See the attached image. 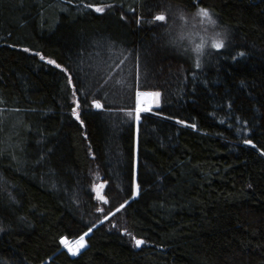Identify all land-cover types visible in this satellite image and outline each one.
<instances>
[{
    "label": "trees",
    "instance_id": "obj_1",
    "mask_svg": "<svg viewBox=\"0 0 264 264\" xmlns=\"http://www.w3.org/2000/svg\"><path fill=\"white\" fill-rule=\"evenodd\" d=\"M194 3L0 0V264H264V0H201L226 48H207L199 70L175 33ZM136 63L141 90L162 93L161 115L142 114L138 145L126 114ZM95 178L109 185L108 205ZM133 179L141 195L98 223ZM93 224L81 253L63 250V237L77 241Z\"/></svg>",
    "mask_w": 264,
    "mask_h": 264
},
{
    "label": "snow or ice",
    "instance_id": "obj_2",
    "mask_svg": "<svg viewBox=\"0 0 264 264\" xmlns=\"http://www.w3.org/2000/svg\"><path fill=\"white\" fill-rule=\"evenodd\" d=\"M200 2H201V0H197V3H194L192 5L193 7L196 8L195 15L204 18L208 23H210L212 25H216L217 21L215 19H213L212 11L208 8L198 6V4ZM84 7L88 8V9H93L97 13H104L106 11V8H111V7H113V5L88 3V4H84ZM131 10L135 11V9H131ZM121 18L123 19V17H121ZM167 19H168V17L165 14H157L153 18L154 22H166ZM181 19H183V16H181ZM136 22H137V24H139L141 22V19L138 18ZM224 35H226V33ZM221 36H222V33L217 32L215 34V36L211 39L210 44L207 45L210 48L216 50L217 53H219L222 49L226 48L225 41L223 38H221ZM205 46L206 45L202 39L201 43L196 44L194 47V51L196 53V58L194 61V69H196V70H199L202 67L200 57L204 54ZM23 51L29 52L30 49L25 48V49H23ZM35 55L40 56L41 60L45 59V57L39 52L35 53ZM239 56L243 57V56H245V53L240 52ZM236 58L237 57H235V56L232 57L233 60H235ZM136 59L138 60V58H136ZM124 62L125 61H121L122 64ZM47 63H49L51 65H55L56 68L61 69V71L66 73V74L69 73L68 68L62 67L61 64H58L55 60L49 59V60H47ZM135 67H136V73H135L134 85H133V87H134V107L128 108L126 110V114L129 117L134 116V120H135V124H136V138H137V145H138L140 124H141L142 118H143L142 114H154L156 116L161 115L160 112L153 113V107L154 106L157 108L160 107L162 93L160 91L141 90L142 88H146L147 85L141 84V82H140V73H139L140 65H139V63H136ZM192 75H193V78H195V72H193ZM67 82H68V85L71 87L72 96L75 98L71 102L73 105V107L71 108L72 116L75 118V120L79 121V123L81 125H83L84 121L81 119V109H82L81 98L78 95L79 89H78L77 84L74 83L73 77L71 74L67 75ZM87 103H88L87 100H85V104H87ZM90 107L96 109L97 111L106 110L105 105L99 99H92L91 103H90ZM229 107H231V104H229ZM121 110L124 111V109H121ZM16 111H19V109H16ZM164 119H172V117H164ZM176 123L183 125V124H185V121L177 120ZM191 127L195 128L196 125L193 124V125H191ZM244 143L246 145L252 146V148H254V149L257 147L256 144H254L251 139L244 140ZM260 154L264 155V149L260 150ZM41 159H43V157H41ZM37 163H39V161H37ZM136 166H137V168L139 166L138 148H137ZM137 175H138V173H137ZM249 187H251V185H249ZM105 189L110 190L107 182L101 183L99 185H92V191L96 193L95 199L104 205H108L110 203L109 199L107 198L106 195L101 194V190H105ZM121 191H123V190L121 189ZM129 193H130L129 198L125 199L123 201V203H120L119 206L115 208V212L109 211V212H107V214L104 215V219L100 221L101 224H103L104 221L109 220L110 217L115 216L116 213L120 212L121 210H125L127 208V206H129L133 200L137 199L141 195V185H140V182H138L136 179H133L130 182ZM96 211L100 212V213H104L105 209L103 207H98V208H96ZM95 227H96V225L93 224L91 227L87 228V231H84L83 234L79 236V239L76 241V247L75 248H73L69 245V242L66 238H62L60 240V244L63 245L67 249L68 253H70L72 256H76L80 253L81 249L86 247L85 238L88 237L93 232V229ZM113 227H115V225H113ZM125 234L128 235L129 233L125 230ZM133 239L135 241L136 247H140L141 245H143L145 243L144 240L136 239L135 237H133Z\"/></svg>",
    "mask_w": 264,
    "mask_h": 264
},
{
    "label": "rangeland",
    "instance_id": "obj_3",
    "mask_svg": "<svg viewBox=\"0 0 264 264\" xmlns=\"http://www.w3.org/2000/svg\"><path fill=\"white\" fill-rule=\"evenodd\" d=\"M181 16L182 15L177 17L178 21H177V23H175V25H176L175 33L180 38L182 45H184L185 48H189V49L191 48L194 51L195 45L201 43V41L203 39V41L206 45L204 48V51L207 48H210L207 45L210 44L211 39L218 32L217 27H215V25L208 23L204 18H202L200 16H196L195 14H192L189 16H183V19H181ZM219 32L222 33V31H219ZM222 36H223V33H222ZM222 36H221V38H222ZM12 123H13L12 121L9 123L10 126L12 125ZM101 183L102 182H100L99 178H95L93 180L92 185H99ZM101 194L105 195L104 190H101ZM95 195H96V193H95ZM100 204L102 206L104 205L102 203H100ZM113 212H115V210ZM103 219H104V216L102 217L101 220H103ZM100 221L98 223H100ZM107 221H104V222H107ZM69 244H71V242H69ZM86 246H87V244H86ZM85 248H83V249H85ZM83 249L80 250V253H81V251H83Z\"/></svg>",
    "mask_w": 264,
    "mask_h": 264
},
{
    "label": "bare ground",
    "instance_id": "obj_4",
    "mask_svg": "<svg viewBox=\"0 0 264 264\" xmlns=\"http://www.w3.org/2000/svg\"><path fill=\"white\" fill-rule=\"evenodd\" d=\"M71 247L75 248L76 247V241L71 242V244H69Z\"/></svg>",
    "mask_w": 264,
    "mask_h": 264
},
{
    "label": "water",
    "instance_id": "obj_5",
    "mask_svg": "<svg viewBox=\"0 0 264 264\" xmlns=\"http://www.w3.org/2000/svg\"><path fill=\"white\" fill-rule=\"evenodd\" d=\"M63 238H66V237H63ZM67 239V238H66ZM68 240V239H67ZM68 242H69V240H68ZM63 246V245H62ZM63 250H66V248L63 246ZM67 251V250H66Z\"/></svg>",
    "mask_w": 264,
    "mask_h": 264
}]
</instances>
